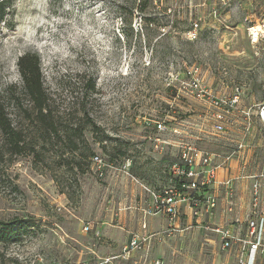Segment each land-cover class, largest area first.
<instances>
[{
	"label": "rangeland",
	"instance_id": "374dc122",
	"mask_svg": "<svg viewBox=\"0 0 264 264\" xmlns=\"http://www.w3.org/2000/svg\"><path fill=\"white\" fill-rule=\"evenodd\" d=\"M223 3L6 0L0 21V116L23 128L33 149L0 165V219L27 222L19 241L0 243V263L235 264V252L222 250L216 235L186 222V215L168 234L162 232L168 227L164 215L146 213L148 189L172 181L168 167L179 143L215 153L219 163L242 137L237 109L224 131L212 129L207 98L188 86L195 78L190 69L214 96L227 97L239 85L238 108L254 116L264 101V42H253L248 32L264 24V0ZM24 53L39 58L58 125H85L82 138L72 139L80 151L91 148L102 158V175L85 158L81 170L75 167L80 152L66 148L65 134L48 138L24 118L23 109L30 107L18 64ZM88 86L93 88L86 91ZM159 121L165 129L158 131ZM251 132L246 170L262 171L264 124L256 120ZM156 137L166 143L156 148ZM133 234L146 237L144 249L127 258L123 249Z\"/></svg>",
	"mask_w": 264,
	"mask_h": 264
},
{
	"label": "built area",
	"instance_id": "2783aa9c",
	"mask_svg": "<svg viewBox=\"0 0 264 264\" xmlns=\"http://www.w3.org/2000/svg\"><path fill=\"white\" fill-rule=\"evenodd\" d=\"M218 1L224 4V0ZM197 27L198 23L194 21L190 30V33L194 36ZM250 36L255 43L259 40L264 42L262 34H259L256 40H253L251 34ZM261 49V53L264 55V45ZM195 72L196 69L188 71V74H194L195 76L188 86L196 91V96L201 100L207 98L206 102L211 108L213 117L212 129L216 132L224 131L226 124L229 122L231 111L237 109L236 111L241 112L239 123L243 129L242 137L237 141L235 149L223 155L222 161L219 163L214 160L218 157L217 154L208 150H201L193 143H179L177 157L168 167L172 181L158 191H150L152 203L147 205L146 213L165 215L169 225L162 232L169 234L178 224L180 216L184 214V209L180 206L183 204L189 207L190 222L195 227L216 235L219 238L222 250H233L235 252V264H264V170L247 171L248 163L244 159V154L249 148L246 138L251 136L256 120L264 124V101L258 105L254 116L248 109L238 108L239 96L242 90L239 85L227 97L214 96L196 78ZM162 129H165L164 121L157 122L156 130ZM153 140L156 148L160 143H166L158 137ZM101 160L102 158L99 155H95L91 161L96 166L99 175H102ZM234 163H237L235 174L232 173ZM238 180L248 181L249 184V207L244 216V233L234 228L231 223L207 222L208 217L212 218L215 214L219 197L217 191L219 190L223 193L225 211L232 213L236 209L237 190L235 182ZM192 224H188L187 228L192 227ZM83 225L84 230L90 228L87 222H84ZM145 238L137 234L132 235L129 247L125 246L123 249L127 258L130 257L129 254L132 250L144 249L142 242L146 240ZM147 264H164V262L159 259H150Z\"/></svg>",
	"mask_w": 264,
	"mask_h": 264
},
{
	"label": "trees",
	"instance_id": "16d2710c",
	"mask_svg": "<svg viewBox=\"0 0 264 264\" xmlns=\"http://www.w3.org/2000/svg\"><path fill=\"white\" fill-rule=\"evenodd\" d=\"M5 4L6 0H0V21L6 14V10L4 9ZM145 21L152 23V19H150V17H147ZM18 64L19 72H21L22 77L21 89L30 104L29 108L23 109L25 114L24 118L29 121H33L37 131L48 138L51 136H60V133L62 132L65 134L66 148H69L72 152L79 150L72 137H77L78 135V137L82 138L85 125L82 124V126H80L78 123L72 124L70 122L66 123L62 127H60L61 125H58L59 117L55 115L53 109L50 107L48 102L50 99L49 94L47 89L43 86L41 71H39L38 56L34 53H24L20 56ZM86 88L87 91L93 87L88 86ZM14 103H16V106L19 107L20 104L17 101ZM80 111H82L85 115L86 112L84 106L80 109ZM1 117L2 116H0V165L1 163H5V161L10 163L15 155H20L33 149V147H31V143L26 142V134L24 133L23 128L18 129L15 126H12V122L9 119H1ZM87 124L89 126L94 125L92 120H88ZM79 152L80 156L74 163H76L75 167L81 170L82 163L80 160L85 158L91 163L92 157L95 155L93 149L91 150V148H89L87 152H84L83 150H79ZM168 174L170 173L168 172ZM26 223L25 219H20L18 217H13L7 220L0 219V243L7 244L8 242L19 241V233L25 228L24 226Z\"/></svg>",
	"mask_w": 264,
	"mask_h": 264
},
{
	"label": "crops",
	"instance_id": "0c3cea01",
	"mask_svg": "<svg viewBox=\"0 0 264 264\" xmlns=\"http://www.w3.org/2000/svg\"><path fill=\"white\" fill-rule=\"evenodd\" d=\"M233 165L234 167H233L232 173L235 174L237 170L236 168L237 163H234ZM247 184H248V181H245V180H238L237 182H235V187L237 190V204H236L237 207L232 213L225 211L223 193L220 190L217 191V194L219 196L217 208L215 209V214L213 215V217L212 218L208 217L207 222L220 223V224H224V223L230 224L231 223L234 228L244 233V230H245L244 216L249 207L248 205L249 190H248ZM160 189L161 187L158 188V190ZM148 191L150 192L154 190L148 189ZM149 198H150V204H151L152 197L150 196ZM180 206L184 209L183 211H184V214L186 215L185 221L188 223H191L190 222L191 215H190L189 207H186L183 204H181ZM235 220L238 222H236ZM166 223H168L167 218H166ZM167 225H169V223Z\"/></svg>",
	"mask_w": 264,
	"mask_h": 264
},
{
	"label": "bare ground",
	"instance_id": "6f19581e",
	"mask_svg": "<svg viewBox=\"0 0 264 264\" xmlns=\"http://www.w3.org/2000/svg\"><path fill=\"white\" fill-rule=\"evenodd\" d=\"M249 34L252 35L253 40H256L259 34L264 36V24L253 25L249 28Z\"/></svg>",
	"mask_w": 264,
	"mask_h": 264
}]
</instances>
